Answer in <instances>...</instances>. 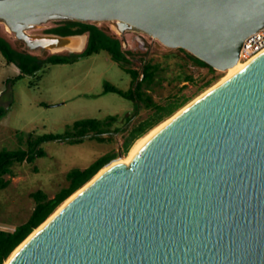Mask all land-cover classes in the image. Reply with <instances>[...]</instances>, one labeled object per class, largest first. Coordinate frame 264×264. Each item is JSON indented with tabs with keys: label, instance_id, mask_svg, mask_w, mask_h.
I'll list each match as a JSON object with an SVG mask.
<instances>
[{
	"label": "water",
	"instance_id": "95a60500",
	"mask_svg": "<svg viewBox=\"0 0 264 264\" xmlns=\"http://www.w3.org/2000/svg\"><path fill=\"white\" fill-rule=\"evenodd\" d=\"M60 20L107 22L226 72L264 27V0H0L29 50L83 53L89 33L34 32ZM170 118L6 264H264V51Z\"/></svg>",
	"mask_w": 264,
	"mask_h": 264
},
{
	"label": "rangeland",
	"instance_id": "374dc122",
	"mask_svg": "<svg viewBox=\"0 0 264 264\" xmlns=\"http://www.w3.org/2000/svg\"><path fill=\"white\" fill-rule=\"evenodd\" d=\"M54 25L55 22H49L34 32L44 33L45 29ZM99 26L119 37L109 23L104 22ZM0 35L15 48L27 50L25 42L9 33L2 24ZM119 38L125 49L137 56L147 54V59H153L160 65V75L153 87L147 90L156 102L165 103L178 93L179 96L188 97L190 103L220 81L214 80L209 86L201 88L212 75L206 67L193 64L185 52L167 48L145 34L126 32ZM32 53L42 58L51 54L44 50ZM132 67L141 68L138 57ZM218 72L223 76L226 74ZM185 74L192 75L194 81L181 80ZM18 75L17 66L7 64L0 52V111H3L0 115V150L26 148V142H20L21 135L26 139L29 133L34 137L64 133L75 121L83 118L103 120L116 116L117 120L112 123L115 131L134 111L132 100L117 92L105 91L106 84L128 90L132 78L121 64L104 51L82 56L72 63L50 64L34 75L15 79ZM184 85L188 87L180 91ZM152 113L151 108L143 106L134 123L147 119ZM125 135L126 132L120 131L110 142L90 139L81 144L47 142L43 145L46 156L37 158L33 164H15L13 173L4 176L6 180H11V184L0 189V224L15 228L24 223L36 205L31 194L42 190L50 198L54 197L62 187L68 185L66 175L72 168L87 167L103 154L118 152L119 149L124 158L127 157L130 150L124 154L122 149Z\"/></svg>",
	"mask_w": 264,
	"mask_h": 264
},
{
	"label": "trees",
	"instance_id": "16d2710c",
	"mask_svg": "<svg viewBox=\"0 0 264 264\" xmlns=\"http://www.w3.org/2000/svg\"><path fill=\"white\" fill-rule=\"evenodd\" d=\"M55 25L45 29L44 33H55L62 36L89 33L87 48L83 53H60L49 54L42 58L33 54L31 50H19L15 48L5 37L0 35V52L7 64H14L19 69V75L15 78H22L26 75H34L50 64H66L75 62L82 56H90L101 51L106 52L110 58L123 66L131 75V86L128 90H122L117 86L106 84L105 91L117 92L134 102V111L130 113L122 127L112 128V123L117 120L116 116H108L100 120L95 118H83L74 122L69 130L60 134H44L34 137L32 133L20 136L21 144L26 142V148L2 149L0 150V189H5L11 184L10 179L4 176L13 173L15 164H33L37 158L47 155L43 145L47 142H64L68 144H81L86 139L97 140L99 142L113 141L118 132H126L122 144L123 153L129 152L137 139L144 136L162 121L173 116L178 110L189 102V98L178 93L173 94L165 103L156 102L147 92L153 87L157 77L160 75V65L153 59H147V54L137 56L133 51L125 49L119 37L108 33L96 22L79 21H52ZM180 51L186 53L189 60L200 67H206L211 73V77L201 88L209 86L212 81H218L223 76L216 69L206 62L192 55L184 49ZM43 51V50H42ZM141 63V68L132 67L135 59ZM183 81L193 82L194 77L185 74L181 77ZM188 85L180 88L182 91ZM151 108L153 113L147 119L134 123V119L139 115L142 107ZM0 111V115L2 114ZM118 152H107L98 157L89 166L75 167L67 172L68 185L62 187L54 197L50 198L42 190L33 192L31 196L35 199L36 205L29 218L22 224L15 227L13 231L0 232V264L10 257L12 252L51 214H53L61 204L77 190L88 183L108 162L116 158Z\"/></svg>",
	"mask_w": 264,
	"mask_h": 264
},
{
	"label": "bare ground",
	"instance_id": "6f19581e",
	"mask_svg": "<svg viewBox=\"0 0 264 264\" xmlns=\"http://www.w3.org/2000/svg\"><path fill=\"white\" fill-rule=\"evenodd\" d=\"M247 62H239L238 64L232 66L231 68H229L226 71V74L220 79L219 82L227 79L229 76H231L232 74H234L236 71H238L239 69H241ZM219 82H217L216 84H218ZM215 84V85H216ZM211 88V87H210ZM181 110V109H180ZM171 118L166 119L165 121H163L162 123H160L159 125L155 126L154 128H152L150 131H148V133H146L144 136L140 137L139 139H137L135 141V143L132 145L131 149H130V153L127 157L123 158V159H117L111 163H109L108 165H106L105 167H103L98 173L97 175L90 181L88 182L82 189L78 190L76 193H74L72 196H70L68 199H66L61 206L58 207V209L48 218V220L46 222H44L39 228H37L27 239L26 241L32 237V235H34L37 231H39L48 221H50L55 215L56 213H58L69 201H71L78 193H80L85 187H87L89 184H91L95 179H97L100 175H102L108 168H110L111 166L119 163V162H129L131 160V157L140 149V147L154 134L156 133L162 126H164ZM24 241L20 246H18V248H16V250L12 253V255L18 251V249H20V247L26 242ZM9 261V259L6 260L5 264Z\"/></svg>",
	"mask_w": 264,
	"mask_h": 264
},
{
	"label": "built area",
	"instance_id": "2783aa9c",
	"mask_svg": "<svg viewBox=\"0 0 264 264\" xmlns=\"http://www.w3.org/2000/svg\"><path fill=\"white\" fill-rule=\"evenodd\" d=\"M262 51H264V27L246 39L241 51L240 62H248ZM14 229L0 224V232L13 231Z\"/></svg>",
	"mask_w": 264,
	"mask_h": 264
}]
</instances>
